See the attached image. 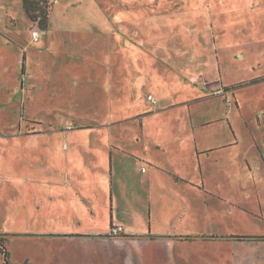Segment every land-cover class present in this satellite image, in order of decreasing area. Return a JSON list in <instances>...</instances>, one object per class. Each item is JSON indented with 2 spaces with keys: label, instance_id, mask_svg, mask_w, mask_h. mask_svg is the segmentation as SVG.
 <instances>
[{
  "label": "rangeland",
  "instance_id": "1",
  "mask_svg": "<svg viewBox=\"0 0 264 264\" xmlns=\"http://www.w3.org/2000/svg\"><path fill=\"white\" fill-rule=\"evenodd\" d=\"M116 13L123 14L122 27L116 23ZM93 14H105L109 25L106 48L97 45L98 57H109L113 68L115 36L121 34L124 42L138 40L139 49L122 48L123 68L127 65L130 72L157 75L168 94L166 101L193 100L169 111L166 128L156 114L140 121L128 104L109 117L131 119L114 128L93 130L114 141L127 140L133 152L145 145L152 150L151 144L191 129L187 120L191 113L205 123L197 128L198 134L223 141L235 138L227 177L223 169L216 174L213 166L200 174L181 162L174 166L171 159L161 158L160 164L150 167L131 155L127 172L124 165L116 168V177L130 171L139 180L147 175L142 168L158 172L151 187L145 180L141 189L154 197L149 216L152 229L161 232L169 225L174 233L183 234L173 236L168 246L159 242L160 237L146 243L138 235L119 234L112 239L110 235L74 238L54 233L67 217L65 211L61 217L50 207L59 188L51 180L56 172L65 173L64 163L79 164L81 158L67 156V161L68 151L56 153L60 136L71 134L65 130L83 128L85 118L103 122L108 106L104 88L93 86L99 81L97 73L93 77L90 69L83 71L89 60L83 62L77 54L89 52L76 33L90 35L88 26L96 23ZM58 22L66 24L64 32L58 30ZM47 23L46 31L39 27L40 42H33L30 30L36 22L29 20L22 0H0V236L10 264H264V0H51ZM52 35L54 43L48 44ZM59 38L67 39L76 52L70 56L65 49L60 51ZM89 62L98 72L104 70L97 59ZM134 93L141 96L138 90ZM157 105L151 106L155 110ZM225 108H229L232 129L221 119ZM68 119L76 121L73 126ZM12 135L23 137L16 140ZM155 154L164 156L158 150ZM211 154L207 153L209 163L214 162ZM219 156L227 159L228 152ZM175 175L190 181L186 190H178L181 187L176 184L185 182L177 181ZM194 180L204 181L223 200L191 186ZM115 186L120 197L131 193L127 186ZM102 188H97V197H103ZM176 193L183 197H175ZM142 202L138 219L146 231L149 208L146 200ZM100 212L99 225L106 221V205ZM73 213L78 215L75 209ZM93 224L86 219L81 227Z\"/></svg>",
  "mask_w": 264,
  "mask_h": 264
},
{
  "label": "crops",
  "instance_id": "2",
  "mask_svg": "<svg viewBox=\"0 0 264 264\" xmlns=\"http://www.w3.org/2000/svg\"><path fill=\"white\" fill-rule=\"evenodd\" d=\"M105 16V14H93V20H96V23L94 21H91V25L88 26V32H90V35L86 36V38L83 36L84 32H80L78 34L76 32L79 31H74L73 29L70 31L77 34L81 45H83L86 50H89L90 52H84L83 50L79 51V53L77 54L80 56V60L85 62L86 60L95 61V59H97V62L103 65L104 70L98 72L96 67H94V65H92L91 62L88 61L84 64L83 71H87V69H90L92 71L90 73H92L91 75L93 77H95L97 73L99 81L94 82L93 86L104 88L103 91L107 94V98L105 100H107L108 106L104 108L105 110L102 117L105 116V118L103 122L92 121L95 119L94 117L90 118L92 120L85 118L83 121L84 123L86 121H90L88 124H80L81 126H83V128H74L81 130L83 133L79 132L78 134H73L72 130L74 129L71 128L65 130L66 133L70 131L71 134H63V136H60L61 140L59 141L60 143L57 144L56 153L58 154V151H68V154L67 152L66 154H64L67 161H70L67 156L81 158L79 164H73L74 162L72 163L71 161L70 164L68 162L64 163L65 173L58 174V172H56L54 174L56 175V177H53L51 180V183L58 186L59 188L54 192V197L56 199L52 200V202L50 203V207L56 208L59 215H62L63 217L64 213L66 212L65 216L67 217L66 219H64L65 221H59V227L55 230L56 232L52 230L51 231L56 233L55 235L71 234L67 237L74 238H102L109 235L108 233L112 225L118 224L122 225L123 231L121 234H124L125 237H137L138 235L139 237L144 238L143 240L146 241V243H150V241L153 242L152 239H149L151 237H160L162 238V240L159 242H162L166 246H168L172 243H167V241L170 242L173 236L183 234L174 233L169 225H167V227L161 232H156L152 229L149 216L151 214L150 207L152 203L154 204V197H150V193L145 194L141 189L145 180L148 182V187L150 188L151 180L153 177L155 178L158 172H154V170L149 171L148 169L143 170L142 168L141 170L143 172H146L147 175L139 180L137 176L134 179L130 171L127 173V175L125 172H122V176L116 177V168H118L120 165H124L127 168V172L129 170L127 160H131L128 155H131V157H133V160H135L136 162H140V160L146 161L150 167L152 165L157 166L158 164H160L161 161H159V159L163 158L166 162L171 159V162L174 166L178 164L177 162H181L184 165H187L188 169L193 173L196 172L197 169L201 174L202 171H205L210 166H213L216 174H220L218 172L223 169L225 170V175H228L229 169L230 171H232L231 167L233 164V157L229 156V149L236 145L235 138L233 136V138L223 141V139L219 136L211 139L204 134H198L196 132L197 128L201 129V127H203V124L205 123H202L201 119H197L198 117L191 113L187 118V120H189V127L191 129H184L181 134H177L174 136L172 135V137L169 138L165 137L162 142L159 141L158 143L151 144V146L154 147V149L152 150H149L147 145H145L141 147L137 152H133V145H129V142L127 140L120 138L119 141H114L113 137L109 135H99L100 131L93 130L97 127L111 126L114 128L115 125H119L131 119L132 117L114 120L109 117V115L113 111H121L128 104H131V106L135 108V112H137L135 117L139 118L140 121H143L149 114H156L159 118H161L162 121L165 122L164 127L166 128L167 123H170L168 122L169 111L173 110L174 107H177L181 104L189 105L188 103H191L193 101L188 100L181 103H175L171 100L166 101V98H168V94L166 92V89H164V83L161 81V79L157 78V75L145 74V72H130L126 64V67L123 68L122 63L124 64L125 57L123 56L122 48L125 45L130 47L131 49L135 48L137 50L140 48V42L138 40L124 42L125 40H123L121 34L115 36V64L113 68L111 67L113 63L110 62L109 57H107L106 55L101 56V58L98 57V51L96 50L98 48L97 45L102 43L104 48H106L107 43L106 36L108 34L107 30L109 28V25H107ZM114 17L116 19V23H118L122 27L124 23L123 14L118 15L116 13V16ZM73 24L76 26V24L78 23L73 22ZM56 26L60 32H64L66 29V24L60 22H58ZM45 27L46 28H44V31L47 30L48 23H46ZM41 36L42 35L40 34V38L37 41L38 43L40 42ZM51 42L54 43L53 35L52 37H49L48 44H50ZM67 42V39L64 38L63 40H61L59 38L58 45L60 46V51H63V49H65V51L63 52H66L71 56L76 51H73V48L70 47V43L67 44ZM143 45H145V43H143L142 46ZM93 51L95 53H93ZM159 58V62L161 64H164V58ZM223 89L227 90L228 87L225 86L223 87ZM135 90H138L139 94L141 95L140 97L137 98L136 96H133V94H135ZM146 93L153 94L158 99V105L155 110L151 106L153 104L146 99ZM33 96H35L34 93ZM232 111L233 110L230 108V113ZM209 114L211 113L209 112ZM222 115L223 117H221V119L226 120L228 123H230L229 127L230 129H232L233 124L231 123V116H229V108H225V111ZM71 116L75 118L73 114H71ZM67 122H69L73 126L74 122L76 121H71L68 119ZM210 122H212L211 119L209 120V123L206 124L208 125L210 124ZM12 137L17 140L22 139L23 136L12 135ZM147 138L151 142L152 138ZM142 139L143 137L141 135L137 140L140 141ZM155 150L161 151V153L164 154L165 157H161L155 154ZM227 152V159L219 156H224ZM207 153L214 154V162H208ZM96 166H100L101 168L98 169L96 168ZM94 169H97L98 171H95ZM103 175H106L107 178L103 179ZM124 175H126L127 177L124 178ZM92 176L95 181L94 183H97V185L92 182ZM175 178L177 181L185 182L184 184H181L183 186H181L180 184H176L177 187H181L178 190H186V187L189 186L186 183L190 181L184 177H181L180 175H175ZM191 183V186L193 187L196 186L199 189H204L212 193L213 197H216V201H220V199L223 200L219 195L210 191V189L204 184V181L194 180L191 181ZM115 185L127 186L131 189V193L124 194L123 197H120V192L118 194L117 190L114 188ZM97 188L103 189L102 192L104 193V195L102 198L100 195L97 197V195L100 193ZM79 193H81V197ZM191 195L197 196V194ZM175 197L181 198L183 196L176 193ZM100 200L102 201V203ZM142 200H146V208H149V221H147L148 228L146 231L141 230V226L139 224L140 220L138 219L141 216L138 211L139 208L137 207L138 205L143 203ZM105 205L107 208L106 221L104 220L101 225H99L98 223L96 224V220H98L101 214V212L99 213V208L103 206L105 209ZM74 209L75 211H77L78 215H74ZM96 215L98 216L95 217ZM86 219L94 223L91 228L81 227V223ZM70 220H73L74 223ZM111 238L114 239L118 237ZM154 242L156 243L157 241Z\"/></svg>",
  "mask_w": 264,
  "mask_h": 264
},
{
  "label": "trees",
  "instance_id": "3",
  "mask_svg": "<svg viewBox=\"0 0 264 264\" xmlns=\"http://www.w3.org/2000/svg\"><path fill=\"white\" fill-rule=\"evenodd\" d=\"M23 7L30 21L33 22L38 21L39 27L45 28L49 11H51V0H23ZM24 61H25V57L23 56L21 61L22 73H24V63H25ZM63 235H71V234H63ZM1 242H2V236H0V255L2 256V262L3 264H10L7 251L2 246Z\"/></svg>",
  "mask_w": 264,
  "mask_h": 264
},
{
  "label": "built area",
  "instance_id": "4",
  "mask_svg": "<svg viewBox=\"0 0 264 264\" xmlns=\"http://www.w3.org/2000/svg\"><path fill=\"white\" fill-rule=\"evenodd\" d=\"M35 22H36V25L30 30L31 39L33 42H37L39 40L40 34H41V29L39 28L38 21H35ZM146 99L148 101H150L152 104L158 103V99L153 94H147ZM224 100H225L226 104H230V102H231L229 97H227V96H224ZM122 231H123L122 225L115 224V225H112L110 227L108 234L112 237H115V236H118L119 234H121ZM167 243H169V241H167Z\"/></svg>",
  "mask_w": 264,
  "mask_h": 264
},
{
  "label": "flooded vegetation",
  "instance_id": "5",
  "mask_svg": "<svg viewBox=\"0 0 264 264\" xmlns=\"http://www.w3.org/2000/svg\"><path fill=\"white\" fill-rule=\"evenodd\" d=\"M66 236H70V235H66Z\"/></svg>",
  "mask_w": 264,
  "mask_h": 264
}]
</instances>
